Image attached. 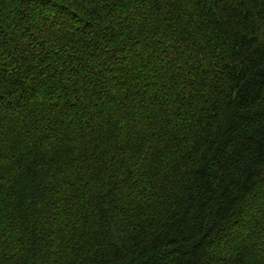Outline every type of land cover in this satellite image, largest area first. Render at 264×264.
Here are the masks:
<instances>
[{"label": "trees", "instance_id": "trees-1", "mask_svg": "<svg viewBox=\"0 0 264 264\" xmlns=\"http://www.w3.org/2000/svg\"><path fill=\"white\" fill-rule=\"evenodd\" d=\"M0 264H264V0H0Z\"/></svg>", "mask_w": 264, "mask_h": 264}]
</instances>
